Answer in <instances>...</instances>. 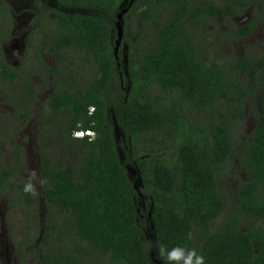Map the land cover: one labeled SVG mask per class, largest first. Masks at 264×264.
I'll use <instances>...</instances> for the list:
<instances>
[{"label": "trees", "instance_id": "1", "mask_svg": "<svg viewBox=\"0 0 264 264\" xmlns=\"http://www.w3.org/2000/svg\"><path fill=\"white\" fill-rule=\"evenodd\" d=\"M126 1L57 0L90 11H55L58 29L47 42L54 65L28 69L51 84L46 99L0 48V96L18 111L16 125L0 121V197L31 230L16 242L20 264H177L167 259L173 249L195 252L193 264L199 256L204 264H264V56L246 51L223 62L218 52L221 42L264 30V0ZM125 7L117 55L126 44L128 61L120 68L115 23ZM250 7L253 18L237 24ZM12 28L11 6L0 0V33ZM73 49L88 60L87 75L73 67ZM253 95L257 120L237 159L234 130ZM35 110L36 181L23 176L20 137ZM78 129L95 136L74 137ZM229 165L237 179L230 208L221 185Z\"/></svg>", "mask_w": 264, "mask_h": 264}, {"label": "rangeland", "instance_id": "2", "mask_svg": "<svg viewBox=\"0 0 264 264\" xmlns=\"http://www.w3.org/2000/svg\"><path fill=\"white\" fill-rule=\"evenodd\" d=\"M11 6V15L15 17V26L12 28L11 32L5 37V39L0 42V48L3 52L6 61H10L12 66L20 71L22 78H27L30 82L36 84V87L40 90L41 98L46 99L51 93V87L42 86V81L44 75L41 73H31L28 69L38 68L40 72L43 71V67H48L54 65V57L49 54L47 42L51 40V33L56 31L55 23L48 24L44 27V32H50L49 38H42L41 41H36L35 43H30L28 48L25 49L24 41L28 29V19H30V14L32 16L35 13L32 6V0H7ZM253 18V12L251 7L248 11L243 12L240 15L235 16L233 19L236 23L243 24ZM28 20V21H27ZM222 17L216 19L214 25H218L222 21ZM138 26V23L135 22ZM210 21L208 25L210 26ZM206 29L210 30L211 27ZM262 27L258 26L253 34L248 36L245 39L234 40L230 44L221 42L219 44V55L223 58V62H230L241 55L243 52H250L252 55H255L257 58L264 56V34L259 30ZM223 30V25H219V31ZM207 30V31H208ZM221 32V31H220ZM42 33V32H41ZM43 34V33H42ZM207 36L209 37L208 33ZM1 37V33H0ZM43 41H46L44 43ZM37 44V45H35ZM40 53V54H38ZM69 58L73 62V67L79 69L83 75L88 74V60H84V54L79 50H71L68 52ZM11 66V65H10ZM92 69L89 70L91 74ZM86 78V76L84 77ZM24 80V79H22ZM27 81V80H25ZM40 98V97H39ZM4 98L0 96V121L5 122L9 121L11 125L17 124V119L13 117V113H17L16 109H12L11 105L8 106V103L4 102ZM43 100H38L37 105L40 104ZM256 95H253L245 103V121L235 128L237 138L239 139V145L237 147V152L234 155L238 159L239 155L242 152V143L246 140V135H248L256 123ZM190 118L193 117L195 120H203V114L198 113L190 108ZM8 113L6 114V112ZM16 111V112H14ZM38 123V111L35 110L31 119L24 124L21 130V136H26V141L24 146L27 154V169L19 171L23 173V176L27 179L37 180V175L39 172V162L38 155L35 148V130ZM158 139L157 137H153ZM160 140V139H159ZM226 171L229 172V175L222 179L221 185L223 186V192L225 194V199L227 201L228 207H233V197L235 193V188L237 184V179L233 175V166L229 165ZM234 173L237 175L241 174L240 170H234ZM230 174L232 177H230ZM131 179L136 182V174L131 175ZM5 196L0 197V264H20L19 253L16 250V242L21 237V232L24 229L28 232H31L30 229H27V224L25 222L26 217L21 213L18 207L10 206L9 200ZM249 220L244 221V224L247 225Z\"/></svg>", "mask_w": 264, "mask_h": 264}, {"label": "flooded vegetation", "instance_id": "3", "mask_svg": "<svg viewBox=\"0 0 264 264\" xmlns=\"http://www.w3.org/2000/svg\"><path fill=\"white\" fill-rule=\"evenodd\" d=\"M130 1L131 0H127L125 2V5L129 6ZM132 1H134V0H132ZM31 7H33L32 8L33 10H35V13L33 16H32V14H30V19H28L29 21L27 20L28 21V29H27V34H26V38L24 41L25 49H27L29 44L32 42L35 43L36 41H41L42 38H49L50 32L46 33L43 31V29L48 24L55 23V21H54V18L56 15L55 11H64L66 13H89V11H90V9H85L84 7L66 6L63 4H59L57 2V0H32V6ZM126 13H125L124 17L126 16ZM45 14H48V17H50V18L46 19L44 17ZM124 17H123V26H124V28H126L127 24L124 25ZM45 23H48V24H45ZM237 24L241 25L240 23H237ZM14 26H15V17L13 15V27ZM55 27H56V31H57L58 26L56 23H55ZM259 30L264 34V30L262 28ZM255 31H257V30L256 29L253 30L250 34L245 36L243 39L247 38L248 36L253 34ZM115 33H116V31H115ZM51 34H54V33L52 32ZM7 35H9L8 32L1 33V37H6ZM43 42L46 43V41H43ZM35 45H37V44H35ZM121 45H123L122 40H121ZM126 49H127V46L125 44V46L123 48L124 51L121 53V58H118V60L120 61V64L118 65V67H120V68L124 67L128 61ZM8 63L12 66L10 61ZM122 84H123V78H122ZM23 145H24V143H23Z\"/></svg>", "mask_w": 264, "mask_h": 264}, {"label": "water", "instance_id": "4", "mask_svg": "<svg viewBox=\"0 0 264 264\" xmlns=\"http://www.w3.org/2000/svg\"><path fill=\"white\" fill-rule=\"evenodd\" d=\"M133 1L131 0L130 1V4L132 3ZM124 5V4H123ZM128 7H125L123 8L118 14H117V21H116V31H117V40H116V45H115V55L117 56L118 58V50H119V46L121 44V40H122V36L124 34V26H123V16L125 15V13L128 11ZM120 63L118 62V65ZM114 118V126H115V132H116V135L117 137H119V134H120V130H119V127L117 125V122L115 120V117ZM128 169V172H129V175H133V174H136L138 175V185L141 184L142 182V178L139 174V171L135 168V167H127ZM141 197L143 196L141 193H140ZM157 249V245H156V241L153 242V248H152V253L154 254L155 253V250ZM155 263L156 264H159V262L157 260H155Z\"/></svg>", "mask_w": 264, "mask_h": 264}, {"label": "clouds", "instance_id": "5", "mask_svg": "<svg viewBox=\"0 0 264 264\" xmlns=\"http://www.w3.org/2000/svg\"><path fill=\"white\" fill-rule=\"evenodd\" d=\"M124 17V16H123ZM116 24V23H115ZM76 131H91L93 132L94 136H95V133L93 130L91 129H78V130H75L73 135L74 137H77V138H83V137H78L76 136L75 132ZM86 136H89V135H86ZM93 136V137H94ZM85 137V136H84ZM92 138V137H91ZM138 182V181H137ZM136 182V183H137ZM24 191L26 193H30V192H34V188L31 184H26L25 188H24ZM195 256V252H190L187 256H185L183 254V251L180 250V249H173L169 254H168V257L167 259L169 261H176L177 264H179V262L182 260L183 261V264H193V257ZM196 264H204V258L202 256H199V257H196Z\"/></svg>", "mask_w": 264, "mask_h": 264}, {"label": "built area", "instance_id": "6", "mask_svg": "<svg viewBox=\"0 0 264 264\" xmlns=\"http://www.w3.org/2000/svg\"><path fill=\"white\" fill-rule=\"evenodd\" d=\"M75 134L78 137H84L86 135H89L90 137L94 136L93 132H91V131H85V132L84 131H76Z\"/></svg>", "mask_w": 264, "mask_h": 264}]
</instances>
